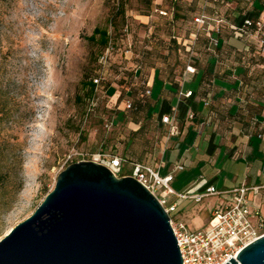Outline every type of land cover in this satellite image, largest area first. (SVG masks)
Wrapping results in <instances>:
<instances>
[{
	"label": "rangeland",
	"instance_id": "374dc122",
	"mask_svg": "<svg viewBox=\"0 0 264 264\" xmlns=\"http://www.w3.org/2000/svg\"><path fill=\"white\" fill-rule=\"evenodd\" d=\"M227 3L231 1L221 6L226 9ZM208 4L206 0H0V240L35 212L72 163L124 155L162 165L168 129L151 124L141 136L133 135V112L117 109L114 98L122 94L136 101L137 83L142 85L153 75L152 89L159 90L160 81H168V67L179 70L191 54L174 51V41L191 40L194 18L213 9ZM118 7L124 8L123 17L115 16ZM96 28L110 35L112 66L106 68L109 81L90 94L87 83L103 68L99 57L106 49L100 36L89 40ZM131 43L135 62L142 65L138 79L132 77L134 66L125 59ZM176 154L172 151L167 160L174 162ZM216 161L211 164L208 159L191 173H176L172 187L186 192L194 182L185 183L201 170L206 178L218 177L219 190L240 187L245 163ZM131 171L129 164L122 168V173ZM165 173L160 169L162 176ZM263 195L264 190L252 202L264 206ZM230 199L215 195L199 203L187 200L171 216L192 230H204L212 211Z\"/></svg>",
	"mask_w": 264,
	"mask_h": 264
},
{
	"label": "water",
	"instance_id": "95a60500",
	"mask_svg": "<svg viewBox=\"0 0 264 264\" xmlns=\"http://www.w3.org/2000/svg\"><path fill=\"white\" fill-rule=\"evenodd\" d=\"M171 217L132 176L69 165L35 212L0 240V264H183ZM226 264H264V236Z\"/></svg>",
	"mask_w": 264,
	"mask_h": 264
},
{
	"label": "crops",
	"instance_id": "0c3cea01",
	"mask_svg": "<svg viewBox=\"0 0 264 264\" xmlns=\"http://www.w3.org/2000/svg\"><path fill=\"white\" fill-rule=\"evenodd\" d=\"M231 6L234 16L264 17V0H235ZM236 40L226 38L215 55L209 52L206 55L209 50L206 40L193 41V53L207 57V68L198 67L194 74H186L183 70L182 74H176L177 83L166 81L156 92L152 89L150 100L156 126L167 128L161 123L162 116L167 114L174 115L179 126V135L163 139L168 148L161 156L163 166L160 169L166 170L164 175L180 173L176 168L179 165L184 167L182 172L189 170L191 173L194 167L202 168L200 164L208 159L214 164L217 157L245 163L246 172L240 186L264 184V56L259 52L256 37L239 40L242 44H235ZM154 76L150 82L152 87ZM181 88L193 91V95L180 98ZM191 113L195 114L194 119H189ZM254 121H259L263 130L254 125ZM132 124L136 129L140 127ZM172 151L177 153L174 162L167 160ZM234 167L231 165L233 170ZM203 172L185 183L194 182L187 190L201 178L215 186L218 177L206 178ZM232 177L238 181V176L233 174ZM169 197L173 202L177 200L175 196ZM185 201L178 202L176 211ZM260 207L264 214V206ZM190 216H195L194 212H190Z\"/></svg>",
	"mask_w": 264,
	"mask_h": 264
},
{
	"label": "built area",
	"instance_id": "2783aa9c",
	"mask_svg": "<svg viewBox=\"0 0 264 264\" xmlns=\"http://www.w3.org/2000/svg\"><path fill=\"white\" fill-rule=\"evenodd\" d=\"M159 13L168 16V12L165 10H160ZM207 20L203 14L195 18L197 31L193 41H196L198 33H207L211 37L212 45L218 47V35L221 32L222 21L215 20L208 23ZM125 30L128 32V27ZM238 31L244 39L256 37L259 42V52L264 56V17L246 18ZM112 51L113 48L110 45L99 57L103 68L92 79L96 86L109 81L106 68L110 69L112 66L110 60ZM132 55L131 43L125 51V57L130 59ZM187 73H196V68L188 65ZM142 84L146 87L145 95L151 96V83L144 81ZM178 94L180 98H189L193 95V91H184L181 88ZM125 106L131 108L132 105L127 102ZM194 117V113L189 115V119H194ZM161 123L167 126L169 137L179 135V126L174 115H163ZM95 161L108 167L117 177L132 176L136 178L157 197L171 217V225L182 254L183 264H226L232 257L237 259V254L248 244L264 236V214L261 207L252 202L253 198L262 191L264 184H244L234 189L219 190L214 185H209L207 179L201 178L186 192H177L172 187L175 180L174 174L169 173L163 176L160 174V168L163 165L156 168L134 163L116 155H99ZM125 164L130 165L131 174L122 173ZM176 168L179 171L184 170L182 165ZM171 195L175 196L177 200L169 204L168 198ZM215 195H230L231 199L212 211L208 226L204 230H192L171 216L176 212L180 201L194 200L199 203L205 198Z\"/></svg>",
	"mask_w": 264,
	"mask_h": 264
},
{
	"label": "trees",
	"instance_id": "16d2710c",
	"mask_svg": "<svg viewBox=\"0 0 264 264\" xmlns=\"http://www.w3.org/2000/svg\"><path fill=\"white\" fill-rule=\"evenodd\" d=\"M206 1H207V4H208L209 0H206ZM230 1H231V3H227L228 8L224 9L221 6V4L224 3L225 0H212L211 3H213V4L209 3L207 6H210L213 9L207 10L208 13L203 11V13L199 14V15H202V14L205 15L206 18L208 19L207 20L208 23L209 22H213L215 20H221L222 21L221 32L218 35V38H219V46L218 47H214L212 45L211 37L207 33L200 32V33L197 34L196 41H198L199 39L207 41L209 50L207 51L206 55H209V53H212L214 55L218 54V51L220 50L221 45L225 42L226 38L230 39L232 37V38H235V39L241 40V41L248 40V39H244L243 37H241L239 35L238 28L242 25L243 21L246 18H259L257 16H247V15H244L243 18H242V15L234 16V14L232 12L233 8H232L231 4L234 3L235 0H230ZM156 11L159 12L160 9H157ZM124 15H125L124 8L123 7H118L117 14L115 16L123 17ZM168 16H169V12H168ZM145 17L147 18V16H145ZM174 17H175V13H174ZM194 26H195L194 30L191 31V33H190L191 40H186V43H184V44H182L181 41H178V43L176 41H174V45H173L174 46V51H177L180 54H182V53H188L189 54L191 52V54H189V59H187V61L185 60L183 62V65L179 67L180 68L179 70L178 69L175 70V66L168 67V68H170V70H168L166 80H168L170 82L177 83L176 82V74H178V73L182 74L183 70H186L188 65H192L195 68H198V67L199 68H203L204 67V69L207 68V57L200 56L199 54H194L193 53V49H192V45L193 44H192V42L194 40V34L197 31V25L195 24V18H194ZM126 27H128V25ZM97 36H100L99 39L101 40L103 46L106 47V49L110 45L113 48V45L111 44V42L109 43L110 35L108 34L107 30H101L99 28H96L94 33H93V35L91 37H89V40L90 41H96V37ZM176 39L177 38L175 37V40ZM106 49H105V51H106ZM112 53H113V51H112ZM112 53H111V56H110V60H112ZM202 57H203V60L200 61V59H202ZM125 59H126L127 62H129V66H134L133 69H132V72H134L132 74V77L134 79L135 78L138 79V77H142L141 76L142 75V73H141L142 70H140L142 68V65L139 62H135V54H134V52H133V55H132V57L130 59H127L126 57H125ZM124 69H126V68H124ZM137 74H139V76ZM92 79L87 83V86H86L87 89H88V92L90 94H93V92L95 91V87H96V85L94 84ZM151 79H152V77H149L146 81L151 82ZM157 81H159V79ZM160 83L162 84V81H160ZM136 86H138V87H136L137 88L136 89V101L135 100H131L130 98H128V99L123 98L122 94H119L118 97H117V100L114 103V106L117 107V109L123 110L125 112L126 111H132L133 112L131 123H136V124L140 125V127L138 129L134 130L133 135L141 136L142 133L146 130L147 127H150L151 124L152 125H156V124L154 122L153 115H152V112H153L152 110L153 109H151V108H153V103L150 100L151 96H146L145 95L146 87L143 84L140 85V84L137 83ZM127 102L131 103V105H132L131 108H127L126 106L122 107V105H125ZM124 115H125V113H123V116ZM254 125H257V127H259L260 126V122L259 121H254ZM260 130H263V128L261 126H260ZM116 156H120V157H122L124 159H127V160H129L131 162H134V163H141V164L153 166L149 162H144L142 160L132 161V160L128 159L127 157H125L124 155H116Z\"/></svg>",
	"mask_w": 264,
	"mask_h": 264
},
{
	"label": "bare ground",
	"instance_id": "6f19581e",
	"mask_svg": "<svg viewBox=\"0 0 264 264\" xmlns=\"http://www.w3.org/2000/svg\"><path fill=\"white\" fill-rule=\"evenodd\" d=\"M10 230H11V229H10ZM10 230H9V231H10ZM9 231H8V232H9Z\"/></svg>",
	"mask_w": 264,
	"mask_h": 264
}]
</instances>
